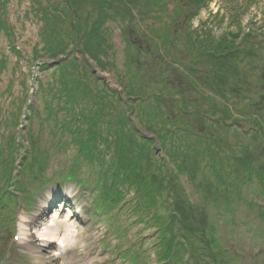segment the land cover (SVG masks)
Returning <instances> with one entry per match:
<instances>
[{
	"label": "rangeland",
	"instance_id": "rangeland-1",
	"mask_svg": "<svg viewBox=\"0 0 264 264\" xmlns=\"http://www.w3.org/2000/svg\"><path fill=\"white\" fill-rule=\"evenodd\" d=\"M35 1L0 0V15L6 23V29H0V195L5 203L0 206V264H195L196 261L197 264H202L199 256L196 257V261L188 259L182 249L169 255L164 260L165 263L161 262L157 227L151 225L148 220L146 222L139 220V215L134 211L136 194L133 186H128L131 188H127V193L122 189L123 195L125 193L126 195L125 201H122L119 207L115 205L109 212L96 209L97 204L105 199L107 190L104 184L113 185V183L109 179L105 182L98 177L97 164H90L77 156L78 145L73 140V135L68 131L63 132V124L74 121L71 118L77 116L83 106L90 104L93 109L87 110L86 114L94 117L96 105L93 100L89 102L85 99L75 106V111L70 117L64 108H57V99H52V93L48 89L58 80L54 71L55 65L75 56L78 65L76 71L80 72L81 67L86 65L93 73L95 83L90 77L87 81L92 80L91 83L95 86L105 84L109 89L115 90L117 96L123 98L125 96L123 86L127 83L125 71L129 39L136 47L143 46V52L148 48L151 50L146 55L141 54L139 58L136 70L139 75L148 76L154 66V71L157 72L159 66L154 62L157 53L153 43L160 42L157 40L159 38L150 41L148 37L152 19L139 21L136 16L138 4L146 5L151 0H126L129 6L118 3L121 10L131 9L133 17L136 18L127 19L123 23L112 21L106 23L110 45L107 52L114 65L108 64L104 69L88 56L74 50L65 59L62 56L52 58L40 50L42 21L35 12ZM71 1L74 15L69 16L62 25L67 32L71 30L72 25H76L79 32L83 33L96 19L106 0ZM187 4L190 5L189 9H186L188 18L186 14L178 16L168 29L167 49H161L166 55V58L160 62L163 68L165 69V61L170 62L174 66L168 64L167 72L179 68L180 71L185 72V76L192 72L198 80L205 81L208 57L200 58L197 46L191 42L192 39L209 34L216 41H220L223 35L231 31L239 33L235 42L241 46L244 37L249 33L251 37L248 40L255 45L257 53L253 60L249 56L246 61H240V68H243L244 73L242 75L238 73V77H242L246 83L255 81L258 77L260 83L256 88L264 94V74L262 75L264 0H206L205 5L201 6L198 14L191 20L190 13L196 10V7L189 3V0H184L183 6ZM173 8L172 2L167 4L154 28L171 22L166 14L172 13ZM143 12H148L147 7L143 8ZM150 35L156 36L154 32ZM174 39H177L175 46L170 42ZM36 49L39 50L37 53ZM214 49L211 47V50ZM46 64L48 67L43 68ZM162 72L164 74L165 71ZM255 85L254 83L253 87ZM182 87L187 91L184 94L185 101L195 98L187 79H184ZM257 100V104L264 103V98L261 96H258ZM49 106L54 109L51 115ZM197 106L203 111L208 108L203 99L197 102ZM229 106L235 117L243 118V122L241 121L239 125L243 127L248 117L245 114H237L236 105L230 103ZM254 108V103L250 104L247 113L257 114L259 121L264 123V104L259 111L254 112ZM119 111H121L119 104L105 108V113L111 119H114ZM188 113L180 114L181 118L189 122L193 129L202 130L203 119L195 116L193 112ZM129 116L131 124L142 134L153 137V134L146 131L139 123L135 110L130 112ZM82 122H73L72 128L78 124L83 125ZM104 147L106 144L101 143L100 148ZM152 148L158 159L169 162L167 151L162 149L159 141L156 140ZM138 152L141 159L142 152L140 150ZM24 156L30 162H35L32 169L33 179L29 174L24 177V179L28 178L27 189L24 192H29L31 200H24L23 196L19 197L17 194H14V199H9L6 194L12 192L13 188L7 179L2 178L4 176H1L2 169L6 166L9 169L12 165L14 179L15 176H21ZM103 156L107 162L112 158L111 152L106 149L103 151ZM187 158L188 165L184 164L186 171L181 174L175 173L174 181L170 184V187L174 185L181 188L177 197L185 205L187 222L189 220L200 228H206L207 215L210 219L208 221H214L216 236L222 242L221 246L225 251L223 259L221 258L222 264H264L262 224H255L256 219L251 221L249 217L245 218L242 209L235 212L237 222L245 219L250 223L231 227L225 222L231 214L216 210L212 202L207 201L208 193L194 185L196 179L202 175L199 171L202 164L199 156ZM143 163L146 164V161ZM155 179L156 185L164 187L160 176ZM108 191L111 193L112 189ZM168 194L170 195L171 192ZM158 195L161 196V192ZM103 201L105 204V200ZM55 209L68 211L72 218L71 227L66 230L70 234L71 242L69 246L67 243L68 249H63L62 254H59L61 249L56 246L47 248L37 241L34 228V225L40 222V217L46 225L50 224ZM160 212L164 214L166 209H160ZM20 216L25 218L26 235L18 239L17 228ZM116 231L121 232L120 235ZM29 244H32L33 248H29Z\"/></svg>",
	"mask_w": 264,
	"mask_h": 264
},
{
	"label": "trees",
	"instance_id": "trees-1",
	"mask_svg": "<svg viewBox=\"0 0 264 264\" xmlns=\"http://www.w3.org/2000/svg\"><path fill=\"white\" fill-rule=\"evenodd\" d=\"M170 2L174 4L173 12L166 15L171 22L154 28V24L161 18L160 15ZM183 2L184 0H151L146 5L138 4L137 19L139 21L152 19L148 34L150 41L159 38L157 39L159 44L153 43L157 53L154 62L159 68L157 67L158 71L155 72L154 66L148 76L139 75L136 71L139 58L141 54L146 55L151 50L148 48L143 52V46L136 47L129 39L125 71L127 83L123 86L125 94L123 98L117 96L116 91L109 89L105 84L95 86L91 83L92 80L87 81L90 77L95 83L93 73L86 65L81 67L80 72L76 71L78 65L75 56L55 65L54 71L58 80L48 89L52 93V99H57V108H64L70 117L75 111V106L85 99L89 102L93 100L96 105L94 117L86 114L87 110L93 109L89 104L83 106L79 114L71 118L74 121L63 124V132L68 131L72 134L78 145L77 156L90 164H97L98 177L105 182L109 179L113 183L104 184L107 190L103 199L105 204L101 200L96 209L109 212L115 205L119 207L121 202L125 201L127 188H131L128 186H133L136 194L134 211L139 215V220L141 222L148 220L151 225L157 227L161 262L182 249L188 259L196 261V257L199 256L202 264H222L221 258L225 251L221 246L222 242L216 236L214 221H208L207 215L206 228H200L189 220L187 222L185 205L177 197L181 188L174 185L170 187V184L174 181L175 173L181 174L186 169L184 164L188 165V156H199L202 162L199 171L202 175L196 179L194 185L208 193L207 201L212 202L216 210L231 214L225 222L231 227L250 223L245 219L237 222L235 212L242 209L245 218L249 217L251 221L256 219L254 223L262 224L264 229V123L259 121L257 114L247 113L250 104L254 103V112L262 108L264 103L257 104V99L258 96L264 98V94L256 88L260 83L258 77L255 81L247 83L242 77H238L244 73L243 68H240V61H246L249 56L253 60L257 53L255 45L248 40L251 37L249 33L244 37L241 46L235 42L239 33L231 31L223 35L220 41H216L209 34L192 39L191 42L197 46L200 58L208 57L205 81L198 80L192 72L186 77L185 72L179 68L167 72L168 64L174 66L170 62L165 61V69L163 68L160 62L166 55L161 49H167L168 29L178 16L188 13L186 9L190 5L183 6ZM190 2L196 7V10L190 13L191 20L198 14L201 6L205 5L206 0H189ZM118 3L129 6L126 0H106L96 19L82 33L76 25H72L69 32L65 31L62 25L69 16L74 15L71 0H36L35 12L42 21L40 39L42 47L39 49L52 58L62 56L63 59L74 50L94 60L100 68L104 69L108 64L114 65L107 52L110 45L106 23L108 21L123 23L127 19L136 18L133 17L131 9L121 10ZM144 7H147L148 12H143ZM0 29H6V23L1 15ZM124 31L125 28L122 29L123 33ZM151 31L155 37L150 35ZM176 41L177 39H174L170 42L175 46ZM211 47L215 49L211 50ZM38 51L36 49V53ZM46 67L48 64L43 66ZM184 79L190 82L193 89L195 98L192 100L185 101L184 94L187 91L182 87ZM200 99L206 102L208 106L206 111L197 106ZM230 103L236 105L237 114H245L248 117L243 127L239 126L243 118L234 116ZM116 104L121 106V111L111 119L105 113V108L114 107ZM169 104L171 106L168 107ZM48 110L50 115L54 112L52 106H49ZM134 110L139 123L146 131L151 132L153 137H147L131 124L129 114ZM192 112L203 119L202 130L193 129L189 122L180 116L182 113L184 115ZM73 122H82L83 125L78 124L72 128ZM156 140L162 149L167 151L169 162L154 155L152 147ZM101 143L106 144V147L100 148ZM104 149L112 154L108 162L103 156ZM139 150L142 152L141 159ZM25 157L24 166L20 171L21 176H15L14 179L12 165L9 169L7 166L2 169L1 176L4 175L2 178L7 179L13 188L12 192L6 194L9 199H14V194H17L19 197L23 196L24 200H31L29 192H24L28 185V178L24 177L29 174L33 179L32 169L35 162L32 163ZM159 176L164 187L155 183V178ZM108 189H112V192L110 193L111 190ZM122 189L126 190L124 195ZM160 192L161 196L158 195ZM1 201L2 199L0 206H3L5 203ZM160 209H166V212L163 214ZM116 233L120 235L121 232Z\"/></svg>",
	"mask_w": 264,
	"mask_h": 264
},
{
	"label": "bare ground",
	"instance_id": "bare-ground-1",
	"mask_svg": "<svg viewBox=\"0 0 264 264\" xmlns=\"http://www.w3.org/2000/svg\"><path fill=\"white\" fill-rule=\"evenodd\" d=\"M54 207L55 206H53V208ZM54 211L55 212H53L50 218L51 219L50 224L46 225L44 222H42L43 221L42 217H40L39 218L40 222L36 223L34 225V228L36 229L35 233L37 235V241L43 243L44 247H47V248L56 246L59 250L61 249L59 254H62V252L64 251L63 249H68L67 247L70 245V242H71L70 234L67 231H68V228L71 227L72 218L68 211L66 212V211H61L57 209H55ZM18 224L19 226L17 228V234L22 236L23 238V236L26 235L24 233L25 232V218L23 216H20ZM67 243H68V246H67ZM28 247L33 248V245L29 244Z\"/></svg>",
	"mask_w": 264,
	"mask_h": 264
}]
</instances>
